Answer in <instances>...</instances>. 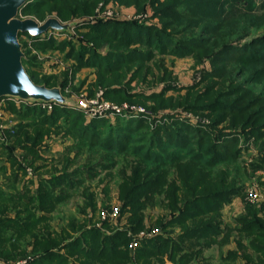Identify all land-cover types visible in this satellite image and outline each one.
Here are the masks:
<instances>
[{"label":"trees","instance_id":"1","mask_svg":"<svg viewBox=\"0 0 264 264\" xmlns=\"http://www.w3.org/2000/svg\"><path fill=\"white\" fill-rule=\"evenodd\" d=\"M70 1L32 0L21 12L30 10L34 5L38 8L47 5L65 19L68 17L66 7ZM209 1L211 3L208 5L220 6L216 0ZM187 2V5L193 3L199 6L201 1L187 0ZM185 8L186 6L182 8L181 5L167 9L169 17L172 21L174 20L170 26L177 24L174 22L183 15L180 9ZM206 8L209 7H203V9ZM92 10L90 7L83 12L89 13ZM79 12H81L80 9L76 13ZM214 18L216 22L200 28L196 36L180 40L171 38L156 27H151V31L147 26H140L128 20L99 22L91 25L90 34L97 39H104L103 42L107 41L110 46L106 55L93 50L88 59V62L94 63L98 69L99 84L104 88L105 97L130 102L136 98H142L164 103L169 99V104H172L173 97L164 98L162 91L129 94L122 88L121 85L128 71L134 70L135 67L137 69L135 75L140 73L139 70L143 68L144 62L151 55L138 50L123 49L137 42L150 46L157 45L154 38V31H156L171 41L169 45L173 44L172 41L176 43V46L172 48L176 54L201 50L202 43L208 38L203 40L201 37V39L199 33L208 31L210 28L208 35L212 34L218 27L217 18L219 17ZM21 35L23 34H19ZM41 36L29 37L32 42H36ZM37 42L50 44V39L47 42L39 40ZM262 43H264V37H261L258 42V44ZM219 45L221 48L213 53L215 65L227 63V61H230L229 64H245L246 67H252L249 72L251 81L263 77H257V75L264 74V63H260L264 60V53L256 51L253 55L247 56L249 48H239L232 42ZM86 48L83 50L85 51ZM134 63L139 65L135 66ZM29 76L35 83H42ZM46 86L50 87V84L46 82ZM232 89L233 93L243 91L242 86L237 91V88ZM209 93L214 95L212 90ZM193 95L191 93L179 99L180 106L175 108L182 107L193 112L206 111V116L211 117L212 130H205L201 128V125L193 126L173 116V122H159L155 117L158 107L151 109L149 120L119 118L117 124L113 125L104 118L86 121L82 111L68 106L65 102H53L52 108L48 109L37 102L22 101L17 104L6 99L7 96L2 97L1 99L7 101L6 108L13 114L37 115L42 125L39 132L30 137L31 143L19 142L8 150L15 151L17 147H21L26 152L23 159L28 154L35 156L36 144L41 139L40 131L44 129V124L57 126L58 121L62 119L69 133L77 137L76 143L80 146H87L89 149L103 153L104 158L121 156L127 151L138 158L131 174L129 176L123 174L126 185L121 188L120 194L123 206L121 208L123 211L130 212L128 218L130 230L135 233L144 228L142 212L144 206L142 205L155 195L163 194L169 200L170 209L175 212L165 222H161V233L141 239L133 252L129 248L130 238L127 236V229L109 230L110 227L105 220H102L101 226L88 225L85 209L91 202L82 203V206L78 208L79 214L70 216L65 223L55 227L52 215L48 213L58 205V202L68 196V191H65L63 186L72 189L77 185L79 180L75 181L73 178L82 174V170L67 173L64 171L65 166L61 174L49 178H38L36 194L27 195L29 185L26 184L22 189L15 186L17 180H20L19 173L24 175L25 169L9 151V161L13 167V174L5 182L9 191L0 184L1 259L7 260L17 255L24 256L30 247L33 259L29 264H163L166 260L173 264H194L196 259L198 262L199 259L206 260V257H201L204 249L210 248L213 243L220 246L229 243L233 237L236 247L227 250L226 264H264V204L246 203L244 213L234 216V222L225 223L221 220L222 202L228 200L231 195L240 194L241 189L233 185L234 183L225 189H214L201 173L203 169L215 165L217 163L215 161H222L232 156L230 148L231 145H235L237 139L230 137L227 139V136L235 132L227 130V127L216 129V126L227 117H230L232 122L229 128L235 129L241 126L243 128L241 133L256 139L264 138V100L260 97L247 100L248 94H242L234 100L237 107L232 103L212 100L213 96H209L208 92ZM206 97H210V100L204 101ZM154 125L156 127L151 130ZM17 126L19 130L14 131L13 135L19 133L24 125L17 124ZM33 126L36 125L33 124ZM161 129L164 135L160 132ZM6 133L12 135L9 130ZM227 142L232 144L228 146ZM99 166L102 169H108L111 164L103 162ZM171 169L177 170L179 183L175 179H168ZM92 174H96V171ZM180 190L181 196L178 195ZM10 212L14 215L11 216ZM172 226H179L180 232L176 235L171 234L169 229Z\"/></svg>","mask_w":264,"mask_h":264},{"label":"rangeland","instance_id":"2","mask_svg":"<svg viewBox=\"0 0 264 264\" xmlns=\"http://www.w3.org/2000/svg\"><path fill=\"white\" fill-rule=\"evenodd\" d=\"M199 1L201 2L198 6L193 3L187 5V0H71L66 7L68 17L65 19L47 5L39 8L34 5L28 11H20L18 17L31 18L38 23H43L49 18H56L68 27L64 30H49L41 34L38 40L47 42L50 39V44H39L38 40L32 42L28 34L19 36L24 58H22L23 66L29 75L42 82L41 85L46 86L48 82L50 88H60L65 103L82 111L86 121L104 118L109 124L116 125L119 118L149 120L151 109L158 107L159 113H155V117L159 122H173V116L193 126L201 125V128L205 130H212L211 117L206 116V111L193 112L182 107H175L180 106L179 99L191 93L195 96V94L208 92L209 96H213L212 100L227 102V104H235V98L242 94H248L247 100L256 97L264 100V74L257 75V77H263L251 81L249 75L251 66L229 64L230 61L219 63V65L213 62L215 61L213 53L217 52L222 45L219 44L224 42H232L239 48H249L247 56L253 55L256 51L264 53V43L258 44L260 38L264 37V0H216L220 6L208 5L211 3L209 0ZM181 5L182 8L186 6L185 9H180L184 17L180 16L179 19L177 18L178 21L174 22L177 24L170 26L174 20L172 21L169 17L167 9ZM204 6L209 8L203 9ZM90 7L93 9L91 12H83ZM78 9L81 12L77 14ZM214 17H219L217 18L219 21L216 19L217 29L210 35H208L210 28L208 31L199 33L203 40L208 38L202 43L201 50L176 54L172 51L176 43L172 41L173 44L169 45L171 41L156 31H154V38L157 45L150 46L137 42L123 49L138 50L151 55L144 62L143 68L139 70L140 73L135 75L137 69L134 66L132 67L134 70L128 71L121 85L122 88L129 94L162 91L164 98L173 97L172 104H169V99L162 103V101L142 98H136L130 102L105 97L104 88L99 84L98 69L94 63L88 62V59L93 50L106 55L110 46L107 41V43L103 42L104 39H97L90 34L91 25L99 22L128 20L140 26H147L151 31V27H156L171 38L180 40L196 36L200 28L214 24L216 22ZM83 48H86L85 51ZM260 63H264V60ZM134 65L139 64L134 63ZM127 82L129 84H126ZM240 86L243 91L232 92V88H237V91ZM167 87L170 88L167 89ZM210 90L214 95L209 93ZM0 100V111L3 112L0 117V184L5 190L9 191L5 182L13 174L9 151L25 169L24 175L19 173L20 180H17L15 186L22 189L26 184L29 185L27 195L36 194L38 178H49L61 174L65 166L64 171L67 173L80 169L82 174L73 178L80 183L77 182L72 189L63 186V189L68 191V196L58 202V205L50 212L48 211V214L52 215L55 227L77 214L82 203L91 202L89 203L91 206L88 205L85 209L88 225L101 226L102 220H105L108 222L109 230L127 229V236L130 238L129 248L132 252L135 248L131 246V237H138L142 232L144 234L162 232L161 222H165L175 212H172L168 205L169 200L163 194L155 195L142 205L144 206L142 209L144 228L138 232L134 233L129 229L130 212L123 211L121 208L123 207L120 198L121 188L126 185L123 174L124 176L131 174L138 158L128 151L121 156L104 158L103 153L89 149L87 146H80L76 143L77 137L69 133L67 125L61 119L57 126L44 124V129L40 131L41 139L36 144L37 154L35 156L28 154L23 159V155L26 154L24 149L17 147L15 151H12L10 147L24 141L31 143L30 137L39 132L42 125L37 115L17 116L6 108L7 101ZM208 100L210 97L204 98V101ZM17 124L24 126L19 133L13 135L14 131L19 130ZM231 125V119L227 117L216 126V129L227 127V130L235 132L227 136V139L228 137L237 139L235 145L227 142L228 146L231 145L230 153L234 159L231 156L222 161L217 160L215 165L201 171L214 189H225L232 183L241 189L240 194L231 195L228 200L222 202L221 220L225 223L234 222V216L244 213L246 203L264 204V138H253L246 133H241L243 130L241 126L232 129L229 128ZM155 127L156 125L151 130ZM7 130L12 135L7 134ZM160 132L162 133L163 129ZM26 135L29 136L26 137ZM103 162L111 164V167L100 168L99 164ZM94 171L96 174H92ZM169 175L168 179H175L179 183L177 170L171 169ZM178 195H182L181 190ZM115 209L118 212L116 216H113ZM10 215L14 214L10 212ZM104 215L106 219H103ZM169 230L171 234L176 235L180 232V227L172 226ZM105 231L108 232L106 229ZM233 239L232 237L231 242L221 246L213 243L210 248L204 249L201 255L206 257V260L199 259L198 262L196 259L197 262L195 261L194 264H222V257L226 251L236 247ZM32 259L33 253L30 252V247L24 256L17 255L14 258L2 260L0 255V262L4 264H16L24 260H28L27 264H29Z\"/></svg>","mask_w":264,"mask_h":264},{"label":"water","instance_id":"3","mask_svg":"<svg viewBox=\"0 0 264 264\" xmlns=\"http://www.w3.org/2000/svg\"><path fill=\"white\" fill-rule=\"evenodd\" d=\"M32 0H0V99L6 96L21 100H40L64 103L61 89L35 83L25 70L19 34L39 36L49 30L67 29L56 18L43 23L26 18L20 19L19 12Z\"/></svg>","mask_w":264,"mask_h":264},{"label":"built area","instance_id":"4","mask_svg":"<svg viewBox=\"0 0 264 264\" xmlns=\"http://www.w3.org/2000/svg\"><path fill=\"white\" fill-rule=\"evenodd\" d=\"M6 99L8 100H11L17 104L21 103L22 101H33V102H37L38 104H40L42 107H45V108H48V109H51L52 108V104H53V101L52 102H45V101H40V100H21L20 98L18 97H14V96H7ZM6 99H3L6 101ZM1 101V100H0ZM3 115V112L0 111V117ZM256 194H254L255 196ZM117 209L114 210V213L112 214L113 216H116L117 214ZM103 219H106L105 215L103 216ZM153 234L152 233H143L140 234L138 237L137 236H134V237H131V246L132 248H136L139 243H140V240L143 239V238H147V237H150L152 236ZM28 260H24V261H21V262H18L16 264H27ZM0 264H4L3 262H0Z\"/></svg>","mask_w":264,"mask_h":264},{"label":"crops","instance_id":"5","mask_svg":"<svg viewBox=\"0 0 264 264\" xmlns=\"http://www.w3.org/2000/svg\"><path fill=\"white\" fill-rule=\"evenodd\" d=\"M226 254H227V251H226V253H225V255L222 257V264H226ZM167 263H169V264H173V263H171L170 261H168V260H166L165 262H164V264H167Z\"/></svg>","mask_w":264,"mask_h":264}]
</instances>
